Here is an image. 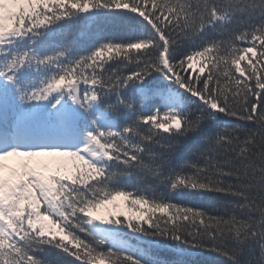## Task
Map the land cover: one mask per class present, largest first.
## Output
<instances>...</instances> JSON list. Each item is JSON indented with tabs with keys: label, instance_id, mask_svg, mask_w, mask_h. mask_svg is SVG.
I'll return each instance as SVG.
<instances>
[{
	"label": "snow or ice",
	"instance_id": "snow-or-ice-1",
	"mask_svg": "<svg viewBox=\"0 0 264 264\" xmlns=\"http://www.w3.org/2000/svg\"><path fill=\"white\" fill-rule=\"evenodd\" d=\"M0 264H264V0H0Z\"/></svg>",
	"mask_w": 264,
	"mask_h": 264
},
{
	"label": "trees",
	"instance_id": "trees-1",
	"mask_svg": "<svg viewBox=\"0 0 264 264\" xmlns=\"http://www.w3.org/2000/svg\"><path fill=\"white\" fill-rule=\"evenodd\" d=\"M200 259H202V260H208V259H212V258L205 256V257H201ZM216 259L217 260H223L222 257H219V258H216Z\"/></svg>",
	"mask_w": 264,
	"mask_h": 264
}]
</instances>
